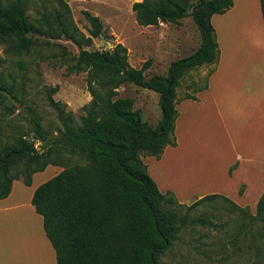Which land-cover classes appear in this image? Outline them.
Returning a JSON list of instances; mask_svg holds the SVG:
<instances>
[{"label":"trees","instance_id":"1","mask_svg":"<svg viewBox=\"0 0 264 264\" xmlns=\"http://www.w3.org/2000/svg\"><path fill=\"white\" fill-rule=\"evenodd\" d=\"M38 1L53 10L52 18L40 14L41 24L33 23L28 15L29 0H0V43L8 44L12 54L38 47L55 48L52 51L57 50L56 65L66 67L68 76L87 73L93 99L82 109L84 116L78 124L65 104L52 99L51 94L58 87L50 90V103L63 127L55 140L48 139L42 132L40 118L28 110L37 139L48 149L39 152L23 138L0 142V200L9 197L15 181L22 180L31 186L34 174L50 165L59 166L63 171L41 184L31 201L43 217L57 264H163L160 258L179 232L178 212L172 207L183 205L172 192L164 194L159 190L143 158L160 159L168 146L177 145L178 89L188 73L205 66H213L215 70L220 49L212 17L226 13L233 0L134 3L133 10L141 26L179 24L191 15L201 35L199 50L173 62L166 76L153 75L150 79L145 78V72L151 68L152 60L141 69L134 68L123 44L118 43L111 50L91 49L94 39L106 34L99 17L83 11L89 23L90 37H87L66 1ZM261 8L264 19V0ZM63 38L80 48L78 55L69 52L61 42L51 41ZM128 84L160 94L162 118L156 127L143 121L133 98H118L119 87ZM207 87L208 81L197 92ZM3 92L16 97L14 86H8L0 76V95L7 98ZM184 98L197 99L192 94ZM0 137H3L1 122ZM74 156L80 157L81 162H73ZM218 198L230 202L237 210L249 211L252 237L261 244L258 252H264V193L255 215L249 208L221 195L206 196L187 209ZM199 221L211 224L204 219ZM185 224L183 217L182 225Z\"/></svg>","mask_w":264,"mask_h":264},{"label":"crops","instance_id":"2","mask_svg":"<svg viewBox=\"0 0 264 264\" xmlns=\"http://www.w3.org/2000/svg\"><path fill=\"white\" fill-rule=\"evenodd\" d=\"M64 1L74 14L87 11L111 24L114 33L118 37L121 35L125 47L127 40L113 27L116 21L121 28L125 26L122 33L128 34L131 28L126 25L130 20L136 38L137 31L150 30L151 36L147 39L150 44L146 43L145 37L138 39L153 50L157 51L163 42H172L167 32L172 23L139 25L133 4L142 0H132L125 14L120 7V1L124 0H117L115 8L110 3L104 5L102 0H91V3L89 0ZM212 24L220 57L209 77L208 87L193 94L196 100L179 98L175 126L177 145L168 146L160 159L146 157L143 162L159 190L164 194L172 192L180 204L191 205L206 196L221 195L254 211L264 193V19L261 0H233V6L226 13L212 17ZM241 114L246 119L243 123L238 117ZM237 123L241 134L235 139L232 128ZM154 161L157 166L153 165ZM159 166L162 174L158 172ZM54 167V173L37 184L34 179L42 172L33 175L31 186H20L21 180L15 181L9 197L0 200V214L6 216L1 219L0 230L11 258L9 264H57L56 251L46 235L43 217L31 202L41 184L63 171L59 166ZM173 172L207 177L200 181L202 186L207 183L215 188L199 190L178 185L172 177ZM22 236H28L30 242Z\"/></svg>","mask_w":264,"mask_h":264},{"label":"rangeland","instance_id":"3","mask_svg":"<svg viewBox=\"0 0 264 264\" xmlns=\"http://www.w3.org/2000/svg\"><path fill=\"white\" fill-rule=\"evenodd\" d=\"M116 1L102 0L104 5L110 3L113 7L117 6ZM131 1H120V7L124 14ZM89 2L91 3V0ZM43 13L52 18L53 10L50 6L44 7L38 0H29L28 15L33 23L41 24L40 14ZM73 17L81 31L90 37L88 33L89 23L85 19L83 11L73 13ZM103 24L107 29L106 34L94 39V45L91 49L111 50L118 43L124 45L120 38L121 35L118 37L114 33L111 24L104 22ZM117 24L116 21L113 27L122 34L123 39L127 40L126 47L130 53V64L134 68L141 69L145 62L152 60L154 67L145 72L146 79H150L153 75L166 76L173 62L190 56L201 47V35L191 15L179 24H170L167 32L170 33L169 38L172 42L169 44L163 42V46L161 45L157 51L139 40L140 37H145L147 40L151 36L150 30H143L141 33L137 31L138 39L134 36L135 33L130 20L126 25V28H131V32L128 34L122 33L125 26L121 28ZM51 41L61 42L74 55H78L80 52L78 46L65 38L60 41ZM146 43L150 44V41L147 40ZM8 46L6 43H0V76L8 86H14L16 97L5 92L3 94H6L7 98L0 95V122L3 127V137H0V142H12L23 138L33 144L39 152H43L48 148L45 147V143L37 139L28 110H32L40 118L42 132L48 139L55 140L63 132V127L57 111L50 103V90L58 87V91L51 94L52 99L55 102L65 104L67 112L72 113L74 120L80 124L81 118L84 116L82 109L93 99L87 84V73L68 76L66 67L60 68L56 65L57 50L52 51L55 48L42 49L38 47L30 52L12 54L8 51ZM213 70V66H205L188 73L178 89L179 98H184L187 94L193 95L202 89L207 81L209 82L208 78ZM119 97L133 98L135 109L141 112L143 121L152 127L158 125L162 118L158 93L143 89L135 84H128L119 87ZM238 117L241 123L246 120L244 114ZM238 117H236V122ZM237 126L234 125L232 128L235 139L239 137V133L241 134L238 123ZM72 160L73 162H81V158L78 156L72 157ZM153 165L157 166L158 164L154 161ZM159 167L158 172L162 174L161 166ZM55 169L56 167L52 166L36 175L34 183L37 184L42 179L50 177ZM152 169L155 171L154 167ZM173 173L172 177L175 178L174 180L178 185L199 190L215 188L214 185L207 183L202 186L204 184L200 181L207 177L200 178L198 174L191 176L185 174L183 176ZM19 184L24 186L22 180ZM182 205L172 207L178 212L179 232L170 249L160 258L163 264H264V252L259 253L257 250L261 244L254 242L252 237V227L249 226V211L237 210L230 202L219 198L200 203L191 210L187 209L191 205ZM251 212L256 214V210ZM4 217H6L5 214L1 213V225L3 224L1 219ZM183 217H186L184 226L182 225ZM200 219L211 224L201 222ZM1 234L2 230H0V264L2 261L9 264L11 258L7 257V247ZM22 237L30 242L28 236Z\"/></svg>","mask_w":264,"mask_h":264},{"label":"bare ground","instance_id":"4","mask_svg":"<svg viewBox=\"0 0 264 264\" xmlns=\"http://www.w3.org/2000/svg\"><path fill=\"white\" fill-rule=\"evenodd\" d=\"M208 189V188H207ZM24 224V223H23ZM9 255V254H8ZM8 257V256H7ZM10 257V256H9Z\"/></svg>","mask_w":264,"mask_h":264}]
</instances>
